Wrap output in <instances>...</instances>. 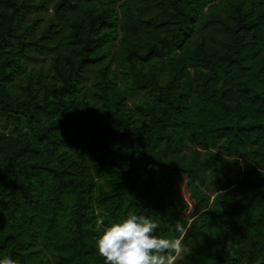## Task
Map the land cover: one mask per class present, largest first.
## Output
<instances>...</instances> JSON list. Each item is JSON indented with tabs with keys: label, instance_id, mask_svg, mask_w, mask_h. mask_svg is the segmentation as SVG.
Segmentation results:
<instances>
[{
	"label": "trees",
	"instance_id": "trees-1",
	"mask_svg": "<svg viewBox=\"0 0 264 264\" xmlns=\"http://www.w3.org/2000/svg\"><path fill=\"white\" fill-rule=\"evenodd\" d=\"M128 212L264 264V0H0V258L104 264Z\"/></svg>",
	"mask_w": 264,
	"mask_h": 264
},
{
	"label": "clouds",
	"instance_id": "clouds-1",
	"mask_svg": "<svg viewBox=\"0 0 264 264\" xmlns=\"http://www.w3.org/2000/svg\"><path fill=\"white\" fill-rule=\"evenodd\" d=\"M159 225L152 219L128 212L105 224L98 215L94 245L104 264H175L185 252L181 238L157 235ZM176 228L182 231L177 222ZM0 264H20L10 256L0 258Z\"/></svg>",
	"mask_w": 264,
	"mask_h": 264
},
{
	"label": "rangeland",
	"instance_id": "rangeland-1",
	"mask_svg": "<svg viewBox=\"0 0 264 264\" xmlns=\"http://www.w3.org/2000/svg\"><path fill=\"white\" fill-rule=\"evenodd\" d=\"M38 57H41V59L40 60H38V61H35L33 64L35 65V66H38V65H46V63H47V61H46V59L44 58V56H38ZM43 57V58H42ZM231 174V173H230ZM209 191V190H208Z\"/></svg>",
	"mask_w": 264,
	"mask_h": 264
}]
</instances>
